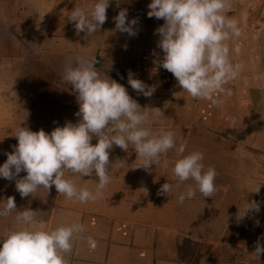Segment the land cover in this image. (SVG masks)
I'll return each mask as SVG.
<instances>
[{
  "label": "crops",
  "instance_id": "0c3cea01",
  "mask_svg": "<svg viewBox=\"0 0 264 264\" xmlns=\"http://www.w3.org/2000/svg\"><path fill=\"white\" fill-rule=\"evenodd\" d=\"M93 3L0 0V166L18 144L10 135L17 126L51 133L78 121L76 94L62 79V69L69 57L83 56L123 85L141 108H159L153 130L175 132L185 154L202 152L205 168L216 169L217 191L211 198L197 191L181 204L179 195L193 182L174 177L175 149L146 171L138 167L142 160L134 149L125 152L114 145L111 182L96 202H70L54 186L21 197L14 180L0 177V204L14 197L17 210L37 211V223L47 229L82 223L86 231L74 239L68 264H264V254L259 259L253 254L258 238L264 246V0H236L228 13L239 17L246 10L238 41L244 69L217 94L219 104L191 98L155 63V30L164 21L148 17L151 0H121L119 6L110 0L107 20L87 37L77 33L68 16L75 6L87 11ZM121 8L127 9L128 21L137 19L135 36L115 30L113 17ZM129 71L155 86L150 98L131 88ZM25 175L22 171L17 179ZM71 178L89 189L97 179L95 174ZM167 182L172 190L158 194ZM256 186L259 193L250 192ZM252 200L259 211L240 217ZM14 216L0 217V231L13 225Z\"/></svg>",
  "mask_w": 264,
  "mask_h": 264
},
{
  "label": "clouds",
  "instance_id": "9594fccd",
  "mask_svg": "<svg viewBox=\"0 0 264 264\" xmlns=\"http://www.w3.org/2000/svg\"><path fill=\"white\" fill-rule=\"evenodd\" d=\"M236 0H151L148 17L162 19L164 23L155 33L157 47L162 56L156 54L157 63L172 73L182 91L193 99H212L219 104L218 93L225 92V85L236 80L244 69L238 58L241 55L239 39L242 36V19L229 16ZM117 6L121 0H116ZM110 0H94L86 11L75 6L68 16L77 33L87 37L100 31L107 20L106 10ZM126 8H121L113 17L115 30L135 36L137 19L127 20ZM62 79L71 85L76 94L79 117L74 124L68 121L57 126L51 133L43 129L32 131L17 126L11 136L18 144L13 151L5 153L6 161L0 166V177L15 181L16 191L28 197L40 188L49 192L54 186L59 195L73 203L96 202L103 197L111 182L109 150L118 146L127 152L131 147L141 158L138 167L150 170L161 155L175 149L176 158L172 167L174 177L180 183L192 181L179 195L183 204L192 199L197 191L211 198L217 191L216 169L205 168L204 154L177 147L176 133L160 128L153 130L151 124L160 116L159 108H141L126 88L111 79L105 71L97 69L93 60L83 56L69 57L62 69ZM128 84L138 95L150 98L155 86H149L128 73ZM228 95L231 91L228 90ZM97 143L93 144L92 140ZM26 175L17 179L21 172ZM95 174V186L89 189L78 186L71 177ZM172 185L164 183L158 194H168ZM256 186L253 193H259ZM259 211V204L246 202L245 210ZM15 213L14 223L0 231V264H68L74 239L86 229L82 223H60L51 229L39 225L37 211L26 208L17 210L14 197L0 204V217ZM91 239V238H89ZM258 259L264 254L259 238L253 253Z\"/></svg>",
  "mask_w": 264,
  "mask_h": 264
},
{
  "label": "built area",
  "instance_id": "2783aa9c",
  "mask_svg": "<svg viewBox=\"0 0 264 264\" xmlns=\"http://www.w3.org/2000/svg\"><path fill=\"white\" fill-rule=\"evenodd\" d=\"M156 54H162V50L160 48L156 49L154 51V55H156Z\"/></svg>",
  "mask_w": 264,
  "mask_h": 264
}]
</instances>
